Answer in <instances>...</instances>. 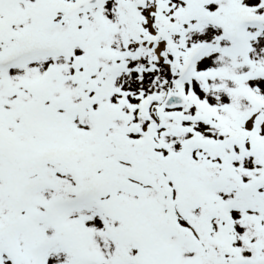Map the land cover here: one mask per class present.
Returning a JSON list of instances; mask_svg holds the SVG:
<instances>
[{
    "label": "snow or ice",
    "instance_id": "snow-or-ice-1",
    "mask_svg": "<svg viewBox=\"0 0 264 264\" xmlns=\"http://www.w3.org/2000/svg\"><path fill=\"white\" fill-rule=\"evenodd\" d=\"M0 264H264V0H0Z\"/></svg>",
    "mask_w": 264,
    "mask_h": 264
}]
</instances>
